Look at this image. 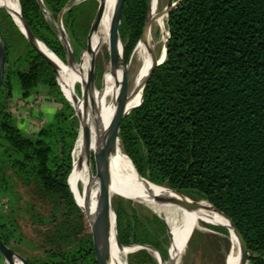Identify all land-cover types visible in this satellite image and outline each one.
I'll return each mask as SVG.
<instances>
[{
    "label": "trees",
    "instance_id": "1",
    "mask_svg": "<svg viewBox=\"0 0 264 264\" xmlns=\"http://www.w3.org/2000/svg\"><path fill=\"white\" fill-rule=\"evenodd\" d=\"M73 1L19 0L33 35L65 63L64 45L50 19L57 21ZM85 8L77 5L64 14L68 35L74 37ZM148 8L149 0L124 4L120 35L127 60L141 38ZM167 29L166 59L146 83L142 104L122 121L120 145L150 183L207 201L230 218L247 243L248 263L264 264V0H185L167 17ZM0 33L6 53L0 90V189L13 198L11 171L33 197L53 206L52 218H46L30 204L34 222L51 228L40 233L49 246L44 247L46 256L26 260L98 264L92 234L86 232L85 216L68 182L79 119L56 71L26 37L21 33L27 47L12 61L1 28ZM41 86L59 107L31 135L17 124L10 101L15 93L28 101ZM19 209L17 202L12 211ZM116 213L122 246L151 245L168 260L170 237L158 217L129 215L122 208ZM17 227L13 218L0 213V238L10 248L18 239ZM143 253L151 264H159Z\"/></svg>",
    "mask_w": 264,
    "mask_h": 264
},
{
    "label": "bare ground",
    "instance_id": "2",
    "mask_svg": "<svg viewBox=\"0 0 264 264\" xmlns=\"http://www.w3.org/2000/svg\"><path fill=\"white\" fill-rule=\"evenodd\" d=\"M117 0H104L105 8L102 20L96 32L90 38L91 51L87 52L81 65L76 62H63L57 57L46 45L40 42L34 35L27 31V28L22 20L21 7L19 0H0V4L4 7L14 19V23L18 26L21 33L27 37L29 43H33L42 53L48 57L57 73L58 84L64 92L68 100L75 106L76 110L81 116L80 136L78 142L73 150V169L69 176V186L75 196L76 202L80 205L88 224L92 221L96 214V203L99 190V182L92 170L93 156L96 150V142L98 134H104L109 129L112 120L117 115V99L119 95V88L122 76V70L119 68L114 74L106 78L105 84L101 90L90 92L83 100L81 95L76 96L74 92V83L77 80L81 88H84L87 82V74L91 62L92 54L98 56L102 44L111 47L110 29L113 19L115 4ZM158 0H151L150 19L152 23L147 30L145 40L137 44L135 53L142 61L141 70L135 78L132 88L128 93L129 103L128 107L133 109L141 102V88L144 77L153 63V54L156 57L157 44H154L151 37V28L155 19L160 18L162 28L165 27L166 15L162 11L157 13ZM168 36L163 37V42L166 45ZM165 45L163 48V55L158 60L163 61L165 58ZM129 68V67H128ZM112 175V193L126 194L130 197H138L139 201L148 202L157 212H164L173 215L178 212L179 217L177 221L171 219L170 235L172 237V246L170 249L171 260L169 262H162V264H178L182 252L183 245L188 238V233L191 227L198 226L200 221H212L215 224L226 226L232 242L233 250L229 256L228 264H242L240 262V247L236 238V234L229 220L222 214L216 212L212 206L206 201L197 202L196 211L190 212L186 208L178 204L156 202L153 199L154 195L162 197H179L171 189L167 187L157 186L146 179H144L135 170L130 159L123 154L118 146L116 155L111 162ZM82 178L84 189L79 191L78 182ZM119 192V193H118ZM122 195V194H121ZM104 249L106 255L110 258L111 264H125L119 253H127L129 248L120 249L115 232L114 223L110 218L108 231L106 233Z\"/></svg>",
    "mask_w": 264,
    "mask_h": 264
},
{
    "label": "rangeland",
    "instance_id": "3",
    "mask_svg": "<svg viewBox=\"0 0 264 264\" xmlns=\"http://www.w3.org/2000/svg\"><path fill=\"white\" fill-rule=\"evenodd\" d=\"M168 2L169 0H158V14L167 8ZM174 2H177V0H174ZM79 5H85L86 8L84 10V14L81 16V18L78 19L77 26L74 29L75 35L74 37H72L70 34L68 35V33H66L68 35L72 50L74 52H77V63L81 65L84 57L87 54V39L99 2L98 0H83L82 3H80ZM4 11V7L0 4V28L1 30H3L10 45L12 51V61H15L22 55V53L27 47V44L21 36L20 29L14 23L13 17L9 15L13 20V23H11L6 16L8 12L5 11L7 13L6 14ZM160 18L161 17L155 19L151 28L152 40L154 44H157V49L155 53L158 60L163 55V48L165 45L162 41L163 37H166V35L168 36L167 17L164 28H162ZM50 20L58 31L55 25L56 21L52 19ZM136 48L137 45L128 58L130 59V65L128 68L127 75L128 93L130 92L133 82L137 77L138 73L140 72L142 65L141 59L135 53ZM110 50L111 47L109 48V46L102 44L98 56L96 58L95 87L98 91L102 89L105 84L106 78L111 74ZM74 92L76 96L80 97L81 86L80 84H78L77 80H75L74 83ZM58 107L59 104L54 100L53 96L49 93L48 89H45L42 86L39 89V93L34 95L28 101H22V98L18 93H15V97L12 101H10V108L15 116L17 124L21 129L31 135H35L45 123L53 119ZM79 125L81 127L80 122ZM120 149L123 154H125L121 145ZM92 170L93 173L96 174L94 158L92 161ZM9 175L11 177L14 196L13 198L8 197L0 189V213L7 215L9 218H13L18 224L16 231L18 239H13L11 241V249L22 257H24L25 259L29 258L34 260L38 258H43L46 256V250H48L47 248H49V246L45 244V239L40 236V233L46 231L48 228H51V226H39L36 222H34L31 213H29L28 211L30 209V204H33L36 205L37 209L42 212L43 215L46 216V218H52L53 206L52 204L41 202L37 198L33 197L32 192L30 191L31 189L17 181L11 171L9 172ZM78 185L79 191L82 192L84 189V183L81 177L78 182ZM191 199L197 202L204 201L198 198ZM17 202H19L20 209L17 212H13L12 210H14V205ZM111 203L112 209L116 215V227V209L118 208H122L129 215H137L140 217H146L151 219L155 216L158 217L165 224L166 233L169 237V222L171 221V219L177 221L179 217L178 212L173 215L174 218H171V215H168L162 211H155V209L148 202L129 199L117 193H112ZM111 218L113 220L112 216ZM85 221L87 229L86 232L88 231V233H91V228L87 222L86 217ZM230 236L231 235L228 229L222 227L221 225L215 224L212 221H200V224L198 226L195 225L194 231L187 245L185 246L184 251L182 252L183 254H181L178 264H228L229 256L231 254V251L233 250ZM141 246L151 245H134L124 247L129 248L130 251L127 253H119L121 260L125 264H151L148 257L143 253L144 251H147L158 262V259L156 258L153 251ZM44 247L47 248L45 249ZM168 250H170V248Z\"/></svg>",
    "mask_w": 264,
    "mask_h": 264
},
{
    "label": "water",
    "instance_id": "4",
    "mask_svg": "<svg viewBox=\"0 0 264 264\" xmlns=\"http://www.w3.org/2000/svg\"><path fill=\"white\" fill-rule=\"evenodd\" d=\"M83 0H75L68 5L61 11V13L58 16L57 21L55 22V25L59 31V38L62 41L63 45L66 48V56L68 59H70V62H76L77 59L75 57L74 51L72 50L70 41L68 39V35L64 29L63 26V16L66 13L67 10L79 5L82 3ZM185 0H178L177 2H174V0H169L167 8L164 10V14L168 17L169 14L178 8ZM42 3V0H40ZM99 5L95 14V17L92 21L91 28L88 35V43H87V52L91 51L90 47V38L93 35L94 32L97 31L100 22L102 20L103 14H104V0H98ZM126 0H117L115 4L113 19L111 23V29H110V42H111V50H110V56H111V72L114 74L117 69L122 70V76H121V82H120V88H119V95L117 99V115L112 120L109 129L104 134H98L97 142H96V150L95 154L93 156L94 158V165H95V175L99 182V190H98V197H97V203H96V214L92 221H90V228H91V234L93 239V246H94V252L96 261L98 264H111L110 258L106 255L105 249H104V243L106 238V233L108 231L110 218L113 217V223H114V232L117 240V244L120 249H124V246L120 243L117 227H116V215L115 212L112 209V203H111V196H112V175H111V162L112 158L116 155L118 151L119 146V131H120V125L122 121L125 119L126 116H128L134 109L138 108L144 98V88L146 86V83L150 79L152 73L158 67L161 65L165 59H166V49H167V42L170 37V34L168 32V39L165 45V58L163 61L159 62L156 60L153 54V63L149 70L147 71L142 88H141V102L138 106L134 107L133 109H130L128 107L129 103V97H128V82H127V75H128V67L130 65V59L127 60L126 57V46L121 38L120 35V25L122 23L123 19V8ZM21 7V6H20ZM150 12H151V0H149V8L146 16V20L143 27V32L141 35V38L139 42H143L145 40V36L147 33L148 28L150 27L152 23V19H150ZM9 14V13H8ZM10 15V14H9ZM22 18V17H21ZM27 31L32 34L29 26L22 18ZM33 35V34H32ZM27 38V37H26ZM138 42V43H139ZM33 47L46 59V61L52 66V63L49 61L48 57L38 47H36L33 43H31ZM134 51V50H133ZM55 70V68H53ZM95 70H96V55L92 54L91 62L89 65V70L87 74V82L85 83L84 88H81V97L84 100L87 96V94L90 92V94L95 91ZM56 71V70H55ZM5 72H6V53L4 44L1 38L0 34V90L4 82L5 78ZM62 91V90H61ZM64 97L66 100L70 103V105L74 108L76 112V116L79 119V122L81 124V116L76 110L75 106L68 100V98L65 96L64 92L62 91ZM126 155V154H125ZM127 156V155H126ZM128 157V156H127ZM129 158V157H128ZM130 159V158H129ZM132 162V160L130 159ZM133 163V162H132ZM133 166L135 170L136 169L134 163ZM175 192L176 195L179 197H162L159 195H154L153 199L156 202H162V203H173L181 205L182 207L186 208L190 212H194L197 209V202L192 200L190 197L179 193L177 191L172 190ZM117 193V192H116ZM119 193V192H118ZM122 194V195H121ZM119 195L137 200L138 197H130L126 194L121 193ZM140 200V199H139ZM138 200V201H139ZM207 202V201H206ZM78 205V203H77ZM211 205V204H210ZM81 209L80 205H78ZM212 206V205H211ZM212 208L218 212L219 214H222L227 220L230 221L233 230L236 234V238L240 247V262L242 264L248 263V246L246 241L244 240L241 232L237 229L233 221L228 218L226 215L215 209L213 206ZM222 226V225H221ZM227 229L226 226H222ZM194 231V227H191L188 233V238L185 240L183 249L187 245L192 233ZM172 246V237L170 235V249ZM148 250H151L154 252L156 258L158 259L159 264H162V262H169L171 260V252L169 250V257L168 260L165 261L158 250L151 246H141ZM0 254L3 256V258L6 261V264H30L24 257L19 255L18 253L14 252L10 247L6 246L5 243L0 238Z\"/></svg>",
    "mask_w": 264,
    "mask_h": 264
},
{
    "label": "crops",
    "instance_id": "5",
    "mask_svg": "<svg viewBox=\"0 0 264 264\" xmlns=\"http://www.w3.org/2000/svg\"><path fill=\"white\" fill-rule=\"evenodd\" d=\"M0 264H6V261L1 254H0Z\"/></svg>",
    "mask_w": 264,
    "mask_h": 264
}]
</instances>
